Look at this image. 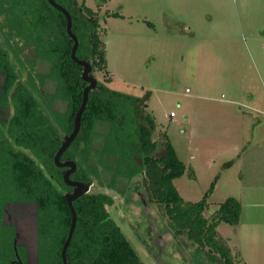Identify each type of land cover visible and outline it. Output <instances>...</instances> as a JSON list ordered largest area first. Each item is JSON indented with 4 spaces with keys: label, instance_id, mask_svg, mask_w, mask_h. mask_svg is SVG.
Instances as JSON below:
<instances>
[{
    "label": "trees",
    "instance_id": "trees-1",
    "mask_svg": "<svg viewBox=\"0 0 264 264\" xmlns=\"http://www.w3.org/2000/svg\"><path fill=\"white\" fill-rule=\"evenodd\" d=\"M56 1L71 13L79 39L76 56L89 61L93 73H108L98 10L85 1ZM108 1L97 0V6ZM67 22L66 14L49 0H0V264H63L73 218L66 193L74 187L66 183L67 167L57 166L55 155L74 129L88 84L83 66L72 57L74 39ZM147 99L98 83L89 92L79 134L61 160L76 162L72 179L119 193L132 180L144 179L151 200L164 207L169 227L177 235L186 232L197 245L194 264H236L218 227L239 222L240 201L228 197L206 216L208 192L195 202L181 195L175 179L187 166L167 133L161 155H155L157 125ZM62 101L64 111L58 108ZM73 204L77 222L66 252L68 264H145L110 213L112 194L92 190ZM22 205L34 208V263L11 216Z\"/></svg>",
    "mask_w": 264,
    "mask_h": 264
},
{
    "label": "rangeland",
    "instance_id": "rangeland-1",
    "mask_svg": "<svg viewBox=\"0 0 264 264\" xmlns=\"http://www.w3.org/2000/svg\"><path fill=\"white\" fill-rule=\"evenodd\" d=\"M78 1L98 10L103 28L109 72L95 70L98 83L148 97L147 110L157 125L155 155H161L167 133L187 166L175 179L181 195L195 202L208 192L206 216L228 197L237 198L241 218L237 224L221 222L219 235L236 264H264V0H110L102 8L97 0ZM58 106L66 109L63 101ZM99 189L116 199L110 213L142 260L155 264L143 235L132 227L135 215L124 198L93 184L92 190ZM156 209L159 222L167 220L164 207ZM16 212L11 216L19 240L34 263V208L22 205ZM177 241L166 246L160 261L196 263L197 245L186 232Z\"/></svg>",
    "mask_w": 264,
    "mask_h": 264
},
{
    "label": "water",
    "instance_id": "water-1",
    "mask_svg": "<svg viewBox=\"0 0 264 264\" xmlns=\"http://www.w3.org/2000/svg\"><path fill=\"white\" fill-rule=\"evenodd\" d=\"M49 2L55 6L56 8L62 10L68 19L67 22V28H68V32L71 35V37L74 39V46L72 49V57L83 66V70H82V78L88 82L87 86L84 89V95H83V101L82 104L76 114L75 117V121H74V129L72 130V132L68 135H66L60 149L57 151L56 155H55V162L57 164V166L59 167H67V170L64 174V179L66 181V183L68 185L73 186V191L67 192L66 193V198L68 199L71 211H72V225L69 231V235L68 238L63 246L62 249V256H63V264H68V260H67V256H66V252H67V248L72 240L73 237V233L76 227V222H77V214H76V210L74 208V200H76L77 198H79L80 196H82L85 193H88L90 191H92V187L93 184H89L86 183L84 181H80V180H75L71 178V175L76 171L77 169V164L74 160H65L62 161L61 157L62 154L68 149V147L72 144V142L76 139V137L79 134L80 131V127H81V119H82V114L87 106L88 103V99H89V92L91 89H94L97 87L98 85V80L97 78L94 76L93 74V66L91 65V63L85 59H80L76 56V51L77 48L79 46V39L78 37L75 35V33L72 30V16L71 13L62 5H60L56 0H49ZM149 208L153 209V214L156 215L157 218H159V211L151 204L149 205ZM164 217V216H163ZM163 224L165 227L168 228V231L170 232V234H174L173 230L169 227V224L167 223L166 219L163 220ZM166 234V233H165ZM167 235V234H166ZM174 239H177V235L174 234ZM157 246H160L162 248L166 247V244H164V242H159V243H155ZM152 250L155 252V249L152 248ZM163 264V263H162Z\"/></svg>",
    "mask_w": 264,
    "mask_h": 264
},
{
    "label": "flooded vegetation",
    "instance_id": "flooded-vegetation-1",
    "mask_svg": "<svg viewBox=\"0 0 264 264\" xmlns=\"http://www.w3.org/2000/svg\"><path fill=\"white\" fill-rule=\"evenodd\" d=\"M147 189V183L145 182V180L142 178H138L132 180L127 185V189H125L124 193H119L117 190L116 192L120 195L118 200L120 201V199L124 198V206H126L127 209L130 210L133 215H135L136 223L134 222L132 224V227L134 230L138 232L140 231L141 235H143L140 236V239L144 240L143 242L145 244V249L147 250L148 256L151 257L155 264H169L164 262L163 260V262H161V259L159 258V256L161 257L160 254L163 252V250L166 249V247L162 248L160 246H157L155 243L163 241L166 246L168 244H172L173 246H175V242L178 243V241L177 239H174L173 236L174 234H177L175 233V231H173L174 234H170L168 228L164 226L163 221L159 222L160 219H158L156 215L153 214V209L149 208V205L152 204L155 208H157V205L155 204V202H153V200H151ZM95 191L109 193V191H104L103 189ZM115 201L116 199L114 198V203ZM152 248L155 249V252L152 250ZM175 255L176 253L170 254V256Z\"/></svg>",
    "mask_w": 264,
    "mask_h": 264
},
{
    "label": "crops",
    "instance_id": "crops-1",
    "mask_svg": "<svg viewBox=\"0 0 264 264\" xmlns=\"http://www.w3.org/2000/svg\"><path fill=\"white\" fill-rule=\"evenodd\" d=\"M102 8V7H101ZM167 12V11H166ZM165 13V12H164ZM109 15V14H108ZM164 18H165V16H164ZM166 25L167 26H171V24H169V21L168 20H166ZM252 98H253V96L252 95H250Z\"/></svg>",
    "mask_w": 264,
    "mask_h": 264
},
{
    "label": "built area",
    "instance_id": "built-area-1",
    "mask_svg": "<svg viewBox=\"0 0 264 264\" xmlns=\"http://www.w3.org/2000/svg\"><path fill=\"white\" fill-rule=\"evenodd\" d=\"M171 116L174 117L175 116V113L174 112H171Z\"/></svg>",
    "mask_w": 264,
    "mask_h": 264
}]
</instances>
